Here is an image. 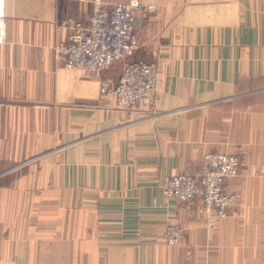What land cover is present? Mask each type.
<instances>
[{
	"label": "crops",
	"instance_id": "obj_1",
	"mask_svg": "<svg viewBox=\"0 0 264 264\" xmlns=\"http://www.w3.org/2000/svg\"><path fill=\"white\" fill-rule=\"evenodd\" d=\"M140 1L134 56L85 73L53 49L95 0H6L0 264H264V0ZM135 62L158 66L156 102L123 110L102 86ZM210 153L241 161L240 205L213 229L161 186Z\"/></svg>",
	"mask_w": 264,
	"mask_h": 264
},
{
	"label": "built area",
	"instance_id": "obj_2",
	"mask_svg": "<svg viewBox=\"0 0 264 264\" xmlns=\"http://www.w3.org/2000/svg\"><path fill=\"white\" fill-rule=\"evenodd\" d=\"M95 10L86 25L69 24L67 42L56 44L54 53L65 61L71 71L97 73L110 69L115 63L127 61L139 48L136 22L140 14L152 12L140 0L108 4L95 0ZM6 40V0H0V46ZM159 89V68L146 62L125 66L117 85L103 84L102 94L113 98L119 108L130 109L151 106L156 102ZM240 162L225 154H209L201 160L196 175H176L163 180V197L167 202L190 203L199 199L207 225L214 228L219 220L229 216L236 206L235 195L226 191V183L239 174ZM178 225L168 226L164 240L175 245L183 237Z\"/></svg>",
	"mask_w": 264,
	"mask_h": 264
},
{
	"label": "rangeland",
	"instance_id": "obj_3",
	"mask_svg": "<svg viewBox=\"0 0 264 264\" xmlns=\"http://www.w3.org/2000/svg\"><path fill=\"white\" fill-rule=\"evenodd\" d=\"M125 63V61H121V62H117V63H115L114 64V66L116 67H118L119 65L122 67V64H124ZM126 64V63H125ZM113 66V67H114ZM85 73H87V72H85ZM105 84H108V83H105ZM134 108H139V107H134ZM134 108H130V109H134ZM130 109H123V110H130ZM210 154H219V153H210ZM220 154H222V153H220ZM207 155H209V154H206V155H204L203 157H202V159L205 157V156H207ZM225 155H228V154H225ZM229 156H233V155H229ZM233 157H236V156H233ZM238 160H239V162H240V168H239V174H240V170H241V161H240V159L238 158V157H236ZM201 159V160H202ZM239 174H238V176H239ZM180 175H183V174H180ZM184 175H191V174H184ZM194 176V175H193ZM172 177V176H171ZM170 178V177H169ZM236 178V177H235ZM165 180V179H164ZM226 189V188H225ZM226 191H227V189H226ZM228 192V191H227ZM229 193V192H228ZM236 196V195H235ZM236 198H237V204H236V206L235 207H233V208H236V207H238L239 205H240V203H239V199H238V197L236 196ZM232 208V209H233ZM231 209V210H232ZM230 210V211H231ZM229 215H230V212H229ZM229 217V216H228ZM208 220V219H207ZM208 222V221H207ZM217 224V223H216ZM174 225H177V224H174ZM171 226V225H170ZM178 226H180L183 230H184V233H183V237H182V239L178 242V243H176L175 245H169V244H167L166 242H165V240H164V242H165V244L167 245V246H171V247H175V246H178V245H180L181 243H183L184 242V240H185V237H186V230L181 226V225H178ZM216 226V225H215ZM207 227H208V225H207ZM209 228V227H208ZM167 229V228H166ZM209 229H211V228H209ZM213 229V228H212ZM164 235H165V233H164Z\"/></svg>",
	"mask_w": 264,
	"mask_h": 264
}]
</instances>
